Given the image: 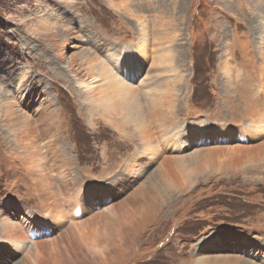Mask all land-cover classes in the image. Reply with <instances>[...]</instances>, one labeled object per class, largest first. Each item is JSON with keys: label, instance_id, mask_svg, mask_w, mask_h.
Wrapping results in <instances>:
<instances>
[{"label": "rangeland", "instance_id": "rangeland-1", "mask_svg": "<svg viewBox=\"0 0 264 264\" xmlns=\"http://www.w3.org/2000/svg\"><path fill=\"white\" fill-rule=\"evenodd\" d=\"M34 247L41 264H264V0H0V264Z\"/></svg>", "mask_w": 264, "mask_h": 264}, {"label": "bare ground", "instance_id": "bare-ground-1", "mask_svg": "<svg viewBox=\"0 0 264 264\" xmlns=\"http://www.w3.org/2000/svg\"><path fill=\"white\" fill-rule=\"evenodd\" d=\"M130 63H132L131 61H130ZM132 67L133 68H129V67H125L124 68V70H122V78H121V80H122V82H120L119 80V78H117V82H115V80H116V78H110V80H108V84H107V86L100 92V95L103 97V98H106L107 97V94L109 93V92H113L114 94L112 95V97L113 96H115L116 95V93L114 92L115 90H112V88L114 87V83H118L119 85H125L124 84V81H126V79H125V77L124 76H126V73H129L128 75H130L129 76V78H131V77H133L134 75H135V70L136 69H138V66H137V64H135V65H132ZM226 67H228L227 65H226ZM89 69L91 70L92 68H91V66L89 67ZM101 71L103 72V74H105V70L103 69V68H101ZM127 75V76H128ZM125 79V80H124ZM128 81V80H127ZM77 83L79 84V85H81L82 87H85L87 90H90V89H92V88H95L96 87V80L94 79L93 81H88V82H86V81H84L83 79L82 80H78L77 81ZM110 89V90H107V89ZM121 89H123L122 91H126V90H128V88H126V86H124V87H121ZM122 108H123V100L122 99H118V100H116V99H111L110 101H109V103H107L106 105H104V106H102L101 107V109L100 110H98V111H101L104 115H107L108 116V120L111 122V118H110V114H111V112H114V113H118V114H121V110H122ZM100 116V115H99ZM9 118H12V116L11 117H9ZM11 122H14V121H11ZM29 125H30V120L29 119H26V126L25 127H27V128H29ZM48 125V124H47ZM48 129H49V127H48ZM54 130V129H53ZM30 133H28V135H29ZM51 135H53L54 136V133H52ZM173 136V135H172ZM170 140V139H169ZM29 145V144H28ZM27 145V143L24 145V153H26V152H28L29 151V146ZM26 149H28V151L26 150ZM27 155H28V153H27ZM34 156V155H33ZM36 159V158H35ZM30 161H33V160H30ZM59 193V192H58ZM67 193V192H66ZM76 193V192H75ZM64 194V193H63ZM55 198V197H54ZM54 200V199H53ZM63 200V199H62ZM60 202V201H59ZM63 203V202H62ZM53 205L55 206V207H57L56 206V198H55V203L53 204L52 203V207H53ZM9 220V222L10 223H14L11 219H7V221ZM54 220L55 221H57V222H60L61 220H60V218H58V217H55L54 218ZM90 223V222H89ZM88 223V224H89ZM88 224H85V225H83V226H79V227H77V231H74V230H71L72 232H73V234H74V236L75 235H77V234H79L80 236H85L86 235V237H89V234H90V232H89V228H88ZM4 226H3V234H2V236H1V240L2 241H6V242H8L10 245H17V247L16 248H18V246L21 244V239L19 238V237H21V235H20V233H21V230L20 229H16L15 231H13L11 228H9V224H8V222H5V224H3ZM11 237V238H10ZM96 240L94 239V245H95V247H97V245H96ZM34 253L32 254V256H31V258H33V264H41V258H40V256H39V250L36 248V247H34ZM26 264H30V262H29V260H28V257H27V255H26ZM105 259L104 258H102V261H104ZM99 262H97V264H98ZM23 264H25V263H23Z\"/></svg>", "mask_w": 264, "mask_h": 264}]
</instances>
